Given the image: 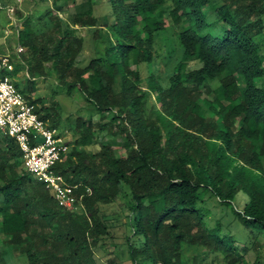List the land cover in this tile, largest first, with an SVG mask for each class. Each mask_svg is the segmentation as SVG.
Listing matches in <instances>:
<instances>
[{"label": "trees", "instance_id": "1", "mask_svg": "<svg viewBox=\"0 0 264 264\" xmlns=\"http://www.w3.org/2000/svg\"><path fill=\"white\" fill-rule=\"evenodd\" d=\"M50 1L37 20L17 9L16 45L26 51L0 52L13 54L15 76L27 68L30 79L51 76L68 93L78 87L99 121L77 116V136L54 167L79 210L59 206L24 167L15 139L0 133V236L10 245L0 264L14 252L27 264H105L97 251L118 246L101 206L123 196L131 264H188L185 243L236 263L235 239L206 225L202 202L204 191L229 204L244 192L235 215L264 229V0H100L114 16L104 21L99 0ZM164 14L177 35L169 52L180 58L167 85L154 73L144 85L139 66L156 59ZM81 29H94L100 48L86 65ZM57 106L39 108L55 127Z\"/></svg>", "mask_w": 264, "mask_h": 264}, {"label": "rangeland", "instance_id": "2", "mask_svg": "<svg viewBox=\"0 0 264 264\" xmlns=\"http://www.w3.org/2000/svg\"><path fill=\"white\" fill-rule=\"evenodd\" d=\"M216 1L213 0V2ZM51 4L50 0H0V5H2V7L0 6V49L9 50L13 53V48L18 45H16L18 42L16 39L17 29L18 27L22 28L21 20H19L17 15L13 21L9 19L7 6L17 7L19 14L30 13L37 20L39 18L38 15L43 14ZM206 10L209 19L214 20L216 16L213 10L209 6L206 7ZM96 13L102 21H104L106 15L109 16L110 20L114 19V16L110 15V6L107 2L104 3L99 0L96 4ZM164 19L166 21L165 30L156 37V59L150 65L143 63L139 66L143 77H145L144 85H147L146 79L150 73H154L160 79V82L167 85L173 68L180 58L179 53L171 55L169 52L176 42V28L172 26L168 15L164 14ZM93 31L94 29L80 30V33L85 37L84 49L79 56L81 65H86L90 58L94 56V52L100 51V48L96 46L97 42L93 40V34L95 33ZM215 33H221V31L218 30ZM112 35L114 36V34ZM258 39L262 44V52L264 53V34ZM9 74L18 89L29 100L35 101L39 108H48L53 106L55 102L58 103L55 114V118L58 120L57 128L61 132L66 131L65 135L68 134L71 144L77 136L75 131L77 116L87 117L89 113H93V120L95 122L99 121V116L95 114L93 106L86 100L78 87L68 93L67 89L51 76H46V78L37 76L35 79H30L27 68L26 70L22 69L16 76L13 72ZM218 84L219 80L212 83L213 87H217ZM31 85H34V87ZM152 99L154 100V97ZM109 137V134L105 133L99 139L103 142L107 141ZM246 200L247 196L245 193L240 192L235 201L229 204L221 202L210 191H204L202 206L207 211L205 217L206 225L209 228H215L217 223H219L222 234L231 235L235 239L236 249L241 253V259L237 260L236 263H229L230 257L223 258L220 254L213 253L203 247L198 248L199 246L197 245L185 243L183 245V255L188 264H264V229H260L258 226L245 227L234 212V209L241 211ZM129 204L130 197L123 196L114 203L101 206L102 212L112 225V232L115 234L114 242L118 246L115 247L114 243L107 241L103 248L97 251V257L105 264H131L125 243V235L132 234L131 227L127 223ZM9 247L10 245L5 238L0 236V251ZM6 263L27 264L25 257L17 252L7 255Z\"/></svg>", "mask_w": 264, "mask_h": 264}, {"label": "built area", "instance_id": "3", "mask_svg": "<svg viewBox=\"0 0 264 264\" xmlns=\"http://www.w3.org/2000/svg\"><path fill=\"white\" fill-rule=\"evenodd\" d=\"M6 9L10 20L16 19L17 7L7 6ZM20 29L18 27L17 32ZM25 51L26 47L17 45L18 56ZM14 68L12 54L0 52V133L15 139L24 167L45 183L59 206L79 210L82 206L77 203L73 186L54 170L72 147L69 136L65 135L66 131H59L50 118H44L38 105L18 89L9 74Z\"/></svg>", "mask_w": 264, "mask_h": 264}, {"label": "crops", "instance_id": "4", "mask_svg": "<svg viewBox=\"0 0 264 264\" xmlns=\"http://www.w3.org/2000/svg\"><path fill=\"white\" fill-rule=\"evenodd\" d=\"M18 75V74H17Z\"/></svg>", "mask_w": 264, "mask_h": 264}]
</instances>
